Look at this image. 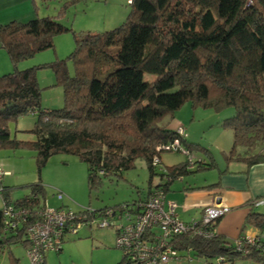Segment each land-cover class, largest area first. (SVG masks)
I'll return each instance as SVG.
<instances>
[{"label":"trees","instance_id":"trees-1","mask_svg":"<svg viewBox=\"0 0 264 264\" xmlns=\"http://www.w3.org/2000/svg\"><path fill=\"white\" fill-rule=\"evenodd\" d=\"M129 6L125 20L113 29L74 34L75 47L68 55L72 75L66 60L51 63L63 90V105L53 109L41 106L35 68L18 70L15 64L53 47V37L70 27L52 16L0 23V48L14 65L13 71L0 75V148L21 144L10 138L7 121L33 113L32 146L39 168L54 152L75 154L87 165L91 190L100 175L121 173L141 157L151 177L166 144L178 139L186 148L191 145L186 136L157 121L192 100L216 109L232 106L234 113L223 121L233 135L228 157L247 165L264 162V0H129ZM144 73L153 75L147 79ZM205 163L196 159L192 168H186V160L163 166L159 180L149 181L143 196L152 187L166 193L176 176L203 169ZM42 190L37 183L29 194L12 200L2 186L0 195L15 207H34L44 205ZM262 216L250 212L246 220L261 228ZM184 222L194 225L190 234L179 235L178 250L192 252L207 264L236 258L264 262V239L260 248L243 253L218 233L204 236L208 228L200 217ZM14 240L28 244L23 225L4 230L1 208L0 250ZM125 263L130 264L122 256L115 264Z\"/></svg>","mask_w":264,"mask_h":264},{"label":"rangeland","instance_id":"rangeland-1","mask_svg":"<svg viewBox=\"0 0 264 264\" xmlns=\"http://www.w3.org/2000/svg\"><path fill=\"white\" fill-rule=\"evenodd\" d=\"M35 9H37L35 17H55L70 27V30L55 35L53 47L19 60L15 68L20 70L34 67L40 89L41 106L48 109L58 108L63 105V90L55 82L51 63L66 60L68 72L72 75L73 63L68 59V55L75 47L74 34L113 29L127 17L130 11L129 0H41V2L37 0ZM0 56L7 57L8 66L3 68L0 57V75L13 71L14 65L5 49L0 48ZM152 75L144 73L147 79ZM233 113L232 106L216 109L188 100L174 112H167L157 121V124L169 128L181 123L185 128V138L191 143L189 155L195 159L203 158L206 162L203 169L183 174L181 180L175 179L171 184L172 190H182L177 186L190 184L192 179L197 181L202 180L204 176L217 175V166L222 169L237 164L234 156L228 157L233 141L232 130L223 124L224 119ZM36 120V114L27 113L6 123L10 138L21 142L17 146L0 148V188L6 186L12 200L29 194L33 185L41 183L43 190L39 196L40 202H44L50 208L63 207L66 210L77 211L87 206L95 209L114 207L141 198L149 181L156 183L159 180L158 173L163 166L177 164L186 158L184 150H162L161 162L154 170L156 174L150 177L145 160L138 157L130 168L122 170L121 173L100 175V179L90 190L87 183V165L75 154L54 152L39 168L36 150L32 146V142L36 140L33 132ZM181 147L185 146L181 144ZM237 151H241V147ZM239 164L244 165L241 162ZM172 190L169 192H176ZM2 206L3 200L0 195V210ZM199 215L195 218L200 217ZM182 252L188 253L179 249L178 258L182 257ZM185 257L188 258L189 255L186 254ZM121 259L122 251L115 246L112 225L84 224L77 233L66 234L59 251H47L43 263L115 264ZM0 264H31L26 246L17 240L5 242L0 250Z\"/></svg>","mask_w":264,"mask_h":264},{"label":"built area","instance_id":"built-area-1","mask_svg":"<svg viewBox=\"0 0 264 264\" xmlns=\"http://www.w3.org/2000/svg\"><path fill=\"white\" fill-rule=\"evenodd\" d=\"M175 133L185 137V128L179 124ZM166 150H184L186 168L194 166L195 158L189 150L181 147L178 139L164 146ZM158 162L157 158L154 159ZM171 177V176H170ZM164 176V179L170 178ZM175 179H181L178 175ZM264 202L255 198L250 202L256 206ZM228 208L221 203L204 205L200 212V223L205 228L204 236L217 233V219L222 217ZM2 220L4 230L9 231L23 225L28 244L26 251L31 264H41L47 251L61 249L67 233L75 234L82 227L108 226L114 227L115 246L122 251V256L130 264H165L170 259L179 257L177 246L180 234H190L194 223H186L176 212V203L166 199L161 187H152L146 196L132 201L124 208H105L103 210L84 207L77 211L63 207L50 208L46 204L30 207L3 202ZM116 220V222H113ZM259 236L239 235L232 244L238 251L246 253L250 247H261ZM189 249V248H188ZM264 254V246H262ZM221 256L215 261H221Z\"/></svg>","mask_w":264,"mask_h":264},{"label":"crops","instance_id":"crops-1","mask_svg":"<svg viewBox=\"0 0 264 264\" xmlns=\"http://www.w3.org/2000/svg\"><path fill=\"white\" fill-rule=\"evenodd\" d=\"M36 2L37 0H0V23L10 20L26 21L35 17ZM0 57L3 68H8L7 57ZM236 161L237 164L230 168L225 166L221 169L217 166V175L204 176L202 180L197 181L192 179L190 184L178 185L177 187L182 189L180 191L172 190L171 183L166 197L176 202V212L183 221H189L199 215L204 205L221 203L226 206L228 211L217 221L216 228L217 233L229 242L239 235L260 236L264 239V226L259 228L246 220L250 212L264 215V202L256 206L250 205L255 198L264 200V162L247 165L244 161ZM240 162L244 165L239 164ZM170 190L176 192H169ZM186 254L189 255L188 258L185 257ZM181 255V258L171 259L165 264H207L206 259L196 257L192 252H182ZM254 261L236 258L232 262L223 261L219 264H264Z\"/></svg>","mask_w":264,"mask_h":264},{"label":"clouds","instance_id":"clouds-1","mask_svg":"<svg viewBox=\"0 0 264 264\" xmlns=\"http://www.w3.org/2000/svg\"><path fill=\"white\" fill-rule=\"evenodd\" d=\"M176 127V126H175ZM175 127H174V129H175ZM185 136H186V134H185ZM188 150H189V148H187ZM198 159H201V158H198ZM185 160H186V158H185ZM196 160V159H195ZM181 180V179H180ZM95 209V208H94ZM221 218V217H220Z\"/></svg>","mask_w":264,"mask_h":264}]
</instances>
